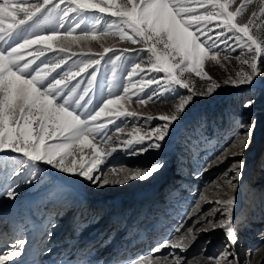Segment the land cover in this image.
<instances>
[{
  "label": "rangeland",
  "instance_id": "374dc122",
  "mask_svg": "<svg viewBox=\"0 0 264 264\" xmlns=\"http://www.w3.org/2000/svg\"><path fill=\"white\" fill-rule=\"evenodd\" d=\"M242 2L247 7L237 21L245 23L255 12L252 33L264 34V15L260 11L264 0H235L230 10H235ZM70 15L74 18L64 22V29L74 28L79 20L75 14ZM117 20L108 13L97 12L89 14L81 28L95 29L99 34ZM55 27L54 22H48L31 31L43 34ZM108 31L111 33L115 29ZM73 35H81L80 29H75ZM52 43L55 50L46 51L36 64L45 57L49 63H54L57 58L69 55L59 52L60 46ZM228 43L233 45L234 50L221 45L219 63L213 60L205 62L204 71L211 80L195 73H185L183 78L189 84V88L185 89L169 86L163 73H139L132 77L133 82L152 78L158 83L143 85L142 92L133 89L135 94L130 99L110 106L114 111L135 112L136 115L110 114L113 123L105 130V138L110 137L107 144L102 143L99 136L89 138L101 150L116 148L115 152L106 156L94 175H98L100 181L104 177L109 180L125 177L123 184L97 187L82 177L62 173L44 163L38 165L33 183H23L11 176L10 171L24 158L12 151L0 153V204L3 203L0 217L4 215L7 220L1 217L0 223L5 224L4 231L12 234L14 232L9 231L31 230L41 236H46L49 228L57 232L51 242L52 249L60 242L66 252L62 255L61 249L55 255V249L53 252L50 248L41 250L39 264H129L130 261L137 264H175L177 257L180 264H229L228 259L221 255L228 243L225 231L219 227L213 230V225L223 218L221 202L234 198L238 243L228 248L238 255L239 264H264V75L254 77L251 84L234 85L228 82L230 78L236 79L238 72L248 71L247 66L240 63L246 57L241 55L239 48H235L233 41ZM101 45L114 51L106 53L99 65L88 69L91 72L93 68H98V88L91 94L90 108L100 105L110 93L123 96L120 87L109 86H128V73L135 63H140L142 68L147 67L146 53L125 52L121 60H115L116 55H121L119 50L141 48L143 45H132L118 35H107L100 40L73 45L70 53L76 55L52 75L76 70L82 61L102 52ZM41 47L45 46L33 45L25 50V55L28 52L35 55ZM88 78L87 74L77 77L82 81L81 88L87 87ZM75 83L72 81V84ZM212 83L219 87L208 93ZM190 94L196 95H193L180 119L170 126L161 148L139 152L150 140L134 144L132 147L136 152L124 147L123 142L134 139L136 134L148 136L154 129L162 128L165 122L159 117L174 112L180 99ZM141 99L145 103L141 104ZM249 100L254 104L246 107ZM108 118L102 117L101 120L106 122ZM253 119L255 129L249 137L244 126ZM49 142L61 141L55 138ZM93 151L85 146L79 162L91 159ZM156 163L162 167L147 179L127 178ZM236 168L241 176L232 179ZM112 169L116 170L115 174ZM16 184L19 186L16 187ZM9 187L18 193L15 199L5 194ZM210 218L212 222L208 223ZM97 220L99 222L94 225ZM97 225L100 226L92 231L91 227ZM127 235L133 240L124 241ZM119 238H124L121 240L124 245L118 242ZM45 239L46 247L48 237ZM39 240L37 243L40 244ZM165 241L169 245L180 242L182 247L162 246ZM112 243L114 248L110 250L108 247ZM157 248L158 251H153ZM105 249L108 252L103 253ZM100 256L98 261H90ZM24 261L27 262V259Z\"/></svg>",
  "mask_w": 264,
  "mask_h": 264
},
{
  "label": "snow or ice",
  "instance_id": "6c2138e0",
  "mask_svg": "<svg viewBox=\"0 0 264 264\" xmlns=\"http://www.w3.org/2000/svg\"><path fill=\"white\" fill-rule=\"evenodd\" d=\"M233 3L235 0H0V153L12 151L24 158L18 161L15 167H11L10 175L23 183H33L38 165L44 163L62 173L82 177L97 187L125 183V177L112 180L104 177L100 181V177L94 175L106 156L115 152L116 148L110 151L101 150L89 138L96 139L99 136L102 143L107 144L110 137L105 138V130L113 123L110 114L136 115L135 112L114 111L110 106L120 105L122 100L130 99L131 95L135 94L133 89L142 92L143 85L158 83L152 78H141L133 82L132 77L139 73H163L169 86L176 85L188 89L189 84L183 78L184 74L191 72L211 80L204 71L205 62L213 60L219 63L221 45L234 50L233 45L228 43L229 40L233 41L235 48H239L241 55L246 57L241 59L240 63L246 65L248 71L238 72L237 78H230L228 82L234 85L251 84L254 77L264 75V34L253 35L251 30L254 23L252 17H255L256 13L253 12L247 22L240 23L237 17L244 14L247 4L242 2L235 10H230ZM260 11L264 15V7ZM97 12L108 13L118 20L108 24L99 34L95 29H82L81 25L86 17ZM70 14H75L79 20L74 28L64 29V22L74 18ZM48 22H54L56 27L43 34L31 31ZM75 29H80L81 35H73ZM108 29L115 31L110 33ZM29 32L31 34L26 35ZM107 35H118L121 40H126L132 45H143L141 48L119 50L121 55L115 56L116 61L121 60L125 52L146 53L147 67L142 68L140 63H135L128 73V86H109L120 87L124 95L110 93L100 105L90 108L91 94L98 88V68H93L91 72L88 69L99 65L106 53L114 51L112 48L101 45L103 51L94 54L87 61H82L76 66V70L70 69L57 76L52 74L67 64L71 56L76 55L70 53L73 45L82 41L100 40ZM52 42L60 46L59 52L69 55L57 58L54 63H49L45 57L36 64L40 57L45 56L46 51L55 50ZM33 45L45 47H41L35 55L28 52L27 56L32 57L28 59L25 50ZM109 59L111 60V57ZM82 74L89 77L87 87L84 88H81L82 81L77 79ZM72 81L76 83L72 84ZM218 87V84L212 83L207 91L211 93ZM193 95L196 94L181 98L174 112L159 117L165 122L162 128L154 129L148 136L136 134L134 139L123 142L124 147L136 152L132 147L134 144H143L145 140H150L146 147L138 151L161 148L162 142L169 134L170 126L180 119ZM140 103L145 101L141 99ZM253 104L254 101L249 100L246 107ZM106 116L109 117L107 121H102L101 118ZM254 129V119L244 126L249 137L253 135ZM55 138H59L61 142H49ZM85 146L94 151L91 159L80 163ZM161 167L160 163H156L127 178L147 179ZM112 172L115 174L116 170L112 169ZM240 176L241 173L236 168L232 179ZM18 186L16 184V187ZM5 194L12 199L18 195L11 187ZM221 203L223 218L213 225V230L217 227L224 229L228 243L221 255L228 259L229 264H239L238 255L228 248L229 245L234 247L238 243L233 211L235 199ZM207 222L211 223L212 219ZM15 243L23 246L25 241L17 240ZM162 246L181 248L182 244L176 242L169 245L165 241ZM22 250L21 247L20 251L3 252L0 254V264H14V258L21 256ZM158 250L159 248L153 251ZM129 264L137 262L130 261ZM175 264H180L178 257Z\"/></svg>",
  "mask_w": 264,
  "mask_h": 264
},
{
  "label": "bare ground",
  "instance_id": "6f19581e",
  "mask_svg": "<svg viewBox=\"0 0 264 264\" xmlns=\"http://www.w3.org/2000/svg\"><path fill=\"white\" fill-rule=\"evenodd\" d=\"M100 225H97L96 227H91V230L93 231L94 229H96V228H98ZM52 242H53V239H52ZM58 250L60 251L61 250V247L60 248H57V249H55L54 251V254H58ZM3 252H5V249L4 248H0V254H2ZM40 260H38V262H39ZM31 264H33V263H31ZM41 264V263H40Z\"/></svg>",
  "mask_w": 264,
  "mask_h": 264
},
{
  "label": "trees",
  "instance_id": "16d2710c",
  "mask_svg": "<svg viewBox=\"0 0 264 264\" xmlns=\"http://www.w3.org/2000/svg\"><path fill=\"white\" fill-rule=\"evenodd\" d=\"M3 205V203L0 204V206Z\"/></svg>",
  "mask_w": 264,
  "mask_h": 264
}]
</instances>
